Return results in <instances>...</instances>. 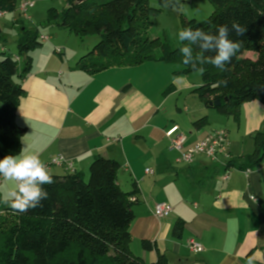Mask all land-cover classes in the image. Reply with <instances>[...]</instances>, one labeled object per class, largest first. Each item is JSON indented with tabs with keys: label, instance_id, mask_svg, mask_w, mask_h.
<instances>
[{
	"label": "crops",
	"instance_id": "crops-1",
	"mask_svg": "<svg viewBox=\"0 0 264 264\" xmlns=\"http://www.w3.org/2000/svg\"><path fill=\"white\" fill-rule=\"evenodd\" d=\"M43 44L31 51L32 70L22 81L25 96L15 121L24 135L12 155L23 148L47 165L61 156L85 177L97 156L116 160L120 189L139 193L129 245L145 264L162 256L167 264H264V167L227 168V162L253 153V135L264 128L262 102H245L238 118L224 117L220 129L209 123L197 129L193 123L212 112L194 92L202 75L185 71L182 63L115 65L95 72L80 67L90 51L83 43L71 54L65 47ZM183 94L188 97L181 99ZM173 125L187 134L185 148L226 129L228 151L215 161L198 156L190 165H178V153L165 135ZM50 171L68 174L62 165ZM13 186L1 179L0 212ZM160 202L172 207L161 219L154 215ZM178 222L183 227L175 235ZM188 239L202 244L201 253L190 251ZM144 242L151 247L146 249Z\"/></svg>",
	"mask_w": 264,
	"mask_h": 264
},
{
	"label": "trees",
	"instance_id": "trees-1",
	"mask_svg": "<svg viewBox=\"0 0 264 264\" xmlns=\"http://www.w3.org/2000/svg\"><path fill=\"white\" fill-rule=\"evenodd\" d=\"M213 14L201 22L183 20V28H201L215 33L218 26L233 23L246 27L241 47L232 62L221 71L203 65L202 85L194 90L206 108L219 115L238 118L245 102L264 104V0H210ZM149 0H67V7L51 16L64 29L80 38L96 34L99 42L82 58L80 67L102 71L115 65L138 66L146 62L182 63V46L172 48L168 38L150 39V17L157 10ZM14 0H0V12L10 13ZM19 54L0 52V159L18 148L24 129L15 116L25 92L23 80L31 72V51L43 43L26 28L21 29ZM0 26V36H1ZM254 53V58L246 52ZM20 55L24 56L20 62ZM183 64V63H182ZM184 65V64H183ZM187 72L197 71L185 66ZM201 67L197 65V68ZM221 100L216 107V101ZM208 124L204 116L193 123L197 129ZM253 153L227 162V168L242 170L264 162V128L253 135ZM120 165L116 160L97 156L89 175H53L55 182L45 185L48 198L42 206L26 213L9 204L0 213V264H145L130 250L129 228L134 221L138 192L126 193L118 185ZM183 222L174 225V234ZM149 249L150 244L144 242ZM167 264L162 256L156 263Z\"/></svg>",
	"mask_w": 264,
	"mask_h": 264
},
{
	"label": "rangeland",
	"instance_id": "rangeland-1",
	"mask_svg": "<svg viewBox=\"0 0 264 264\" xmlns=\"http://www.w3.org/2000/svg\"><path fill=\"white\" fill-rule=\"evenodd\" d=\"M23 2L35 4V7L30 9L26 16L21 15L19 10ZM165 3H167V6H165ZM14 4L16 5L14 11L0 16L2 32L0 36V52L2 51L1 47L4 46L8 53L18 55L20 32L24 28L35 32L39 37L41 35L51 37L50 43H44L42 48H50L52 46L54 49H63L65 47L68 54H71L82 43L84 47L92 50L99 42L96 34H88L80 41V37L71 33L68 29L61 28L54 21L51 15L55 12L60 13L61 10L66 8L68 5L67 0H14ZM148 7L157 10V13H153L150 17L151 27L147 31V37L152 40L157 37L161 39L166 37L172 48L179 45L176 34L183 28V20L194 19L197 22H201L214 12L210 0H175L173 2L169 0H149ZM246 56L252 59L255 55L248 51ZM19 57L24 58L22 55ZM191 74L201 77L199 71H193ZM187 97V94H183L181 99H186ZM187 101H189L188 107L192 105L193 108V100L190 98ZM209 111L212 112L211 117L208 116L210 125H213L215 129L225 126L224 121L227 116L219 115L213 109H209ZM185 114L187 113L182 111V118H184ZM202 116L205 115L200 117ZM222 121L223 125H221Z\"/></svg>",
	"mask_w": 264,
	"mask_h": 264
},
{
	"label": "clouds",
	"instance_id": "clouds-1",
	"mask_svg": "<svg viewBox=\"0 0 264 264\" xmlns=\"http://www.w3.org/2000/svg\"><path fill=\"white\" fill-rule=\"evenodd\" d=\"M246 31V27L237 23H233L231 28L227 24L220 25L215 33L201 28H182L176 34L182 45L179 49L182 63L196 69L201 75L205 71L203 65L224 71L242 44V40L232 38V33L236 37H243ZM197 65L201 67L197 68ZM0 177L13 182L14 186L3 196V202L19 213L41 207L42 201L48 198L44 186L55 182L39 155L27 153L23 148L18 154L5 155L0 159Z\"/></svg>",
	"mask_w": 264,
	"mask_h": 264
},
{
	"label": "built area",
	"instance_id": "built-area-1",
	"mask_svg": "<svg viewBox=\"0 0 264 264\" xmlns=\"http://www.w3.org/2000/svg\"><path fill=\"white\" fill-rule=\"evenodd\" d=\"M175 1V0H169ZM35 7V4L30 2H23L19 8L21 15L26 16L28 11ZM5 13L0 12V16H3ZM41 42H49L50 38L47 36H40ZM58 54L61 53V50L57 49ZM166 138L170 141L171 148L178 153L177 158L175 159V163L178 165H190L192 164L198 156H204L210 160H217L219 156L227 153V148L229 145V137L226 129H221L218 131H214L209 133L204 139L196 142V144L185 148L186 143L188 141L187 134L182 133L180 127L177 125H173L166 132ZM62 165L65 167V170L69 173H75L76 170L73 167V163L67 161L64 157L57 156L55 159L48 164V168L50 169L52 166ZM264 167V162L262 163ZM147 173H153L152 170L147 169ZM224 179L228 176L223 175ZM3 177H0V181ZM254 200V197H251ZM1 213V212H0ZM172 213V207L165 203L160 202L156 204L154 209V215L156 218H165L168 217ZM188 248L191 252L198 254L203 250V246L201 243L195 241L194 239L187 240Z\"/></svg>",
	"mask_w": 264,
	"mask_h": 264
},
{
	"label": "water",
	"instance_id": "water-1",
	"mask_svg": "<svg viewBox=\"0 0 264 264\" xmlns=\"http://www.w3.org/2000/svg\"><path fill=\"white\" fill-rule=\"evenodd\" d=\"M220 104H221V100H220V101L218 100V101L215 102L214 105H215L216 107H218V106H220Z\"/></svg>",
	"mask_w": 264,
	"mask_h": 264
}]
</instances>
